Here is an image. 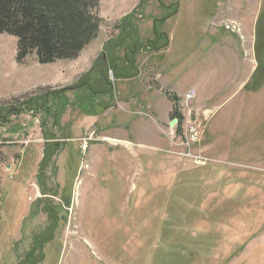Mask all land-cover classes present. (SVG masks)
I'll return each mask as SVG.
<instances>
[{
	"label": "rangeland",
	"instance_id": "1",
	"mask_svg": "<svg viewBox=\"0 0 264 264\" xmlns=\"http://www.w3.org/2000/svg\"><path fill=\"white\" fill-rule=\"evenodd\" d=\"M134 10L142 46L129 78L106 74L109 97L88 87L100 90L97 60L125 57L116 25L46 65L18 64L16 38L0 34V264H21L43 234L39 264H264V0ZM155 31L166 46L145 50ZM54 91L63 116L40 101L11 114Z\"/></svg>",
	"mask_w": 264,
	"mask_h": 264
},
{
	"label": "trees",
	"instance_id": "2",
	"mask_svg": "<svg viewBox=\"0 0 264 264\" xmlns=\"http://www.w3.org/2000/svg\"><path fill=\"white\" fill-rule=\"evenodd\" d=\"M99 8V0H0V34H7L16 38V61L18 64H22L33 54L40 65L74 60L99 34L103 22L99 17ZM172 16H175L174 12L166 19ZM132 18L128 15L116 24V29L119 28L122 32L124 31L122 35L125 34L126 36L125 39L118 37L120 41H113V46L117 47L114 49L125 48V57H115V53L114 55L112 53L106 55L107 60L102 57L103 60L100 58L95 63L91 72L99 69L101 79L93 82L96 88L100 87L99 91L88 87L93 95H106L107 97L112 95L114 86L112 87V84L109 83L106 75L109 71L115 72L114 78L117 80L130 77L129 73L134 67L130 56H135L140 50L139 47L142 46L139 42L136 43L138 30L136 25L132 24V21L130 22ZM154 27H156V22ZM157 31L154 32V40H149L148 44L144 46L145 50L150 47L156 52L155 50L163 49L166 46L164 44V46L159 45L164 41V37L168 41L166 35ZM128 52L132 55H128ZM108 53H111V50ZM62 94L63 92L54 91L44 94L42 97L33 96L28 99L29 101L11 107V114L17 116L20 112L22 113L17 106L24 107L26 103L32 105L40 101L42 107L46 106L47 112H50L51 109L52 114L59 118L65 114L67 108L66 106L65 110L62 111L58 109V101ZM50 97L56 99V104L49 102ZM64 102L66 103L67 99L63 101V106H65ZM174 102L172 119L179 123L183 119L179 113L176 99H174ZM46 139L49 140L45 147L46 154L50 152L54 154L58 149V145L55 144L53 139ZM43 195L47 194L44 193ZM48 236L51 235L43 234L37 237L33 245V252H29L21 264H39L44 260L42 252L45 245L44 240ZM36 251L42 252L34 257L33 253Z\"/></svg>",
	"mask_w": 264,
	"mask_h": 264
},
{
	"label": "crops",
	"instance_id": "3",
	"mask_svg": "<svg viewBox=\"0 0 264 264\" xmlns=\"http://www.w3.org/2000/svg\"><path fill=\"white\" fill-rule=\"evenodd\" d=\"M106 1L107 0H99L100 2L99 17L103 20V22L100 27L99 34L97 35V38H95L94 40L96 41V43L100 42L101 44H103V42L105 43L108 40V37L110 35H113L112 32L110 33L109 36L107 34V32H110V28L118 24L123 17H126L127 15H129V13L134 10V7H136V5L138 4L140 0H113L114 7L117 10V12L110 11L109 9H107L109 4H107ZM110 6L111 8H113L111 4ZM101 33L102 35L104 34L102 38L103 41H99L101 40L100 39Z\"/></svg>",
	"mask_w": 264,
	"mask_h": 264
},
{
	"label": "built area",
	"instance_id": "4",
	"mask_svg": "<svg viewBox=\"0 0 264 264\" xmlns=\"http://www.w3.org/2000/svg\"><path fill=\"white\" fill-rule=\"evenodd\" d=\"M195 98V91H190L187 95H186V102L190 103L191 100L193 101ZM197 137V135L195 133H192V140H196L195 138ZM83 149H87V144L83 146Z\"/></svg>",
	"mask_w": 264,
	"mask_h": 264
}]
</instances>
